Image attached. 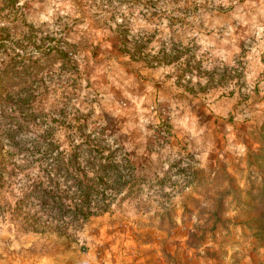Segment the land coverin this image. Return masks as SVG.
<instances>
[{"label": "rangeland", "instance_id": "374dc122", "mask_svg": "<svg viewBox=\"0 0 264 264\" xmlns=\"http://www.w3.org/2000/svg\"><path fill=\"white\" fill-rule=\"evenodd\" d=\"M0 47L14 57L15 90L32 84L37 112L105 127L136 179L131 196L73 236L54 221L30 230L7 208L0 264H264V237L234 218L230 197L225 216L236 221L200 238L229 178L245 189L257 177L264 0H0ZM19 134L33 141L35 126ZM14 194L1 204L15 207Z\"/></svg>", "mask_w": 264, "mask_h": 264}, {"label": "trees", "instance_id": "16d2710c", "mask_svg": "<svg viewBox=\"0 0 264 264\" xmlns=\"http://www.w3.org/2000/svg\"><path fill=\"white\" fill-rule=\"evenodd\" d=\"M3 50L0 47V54ZM13 58L0 56V197L4 191L13 194L17 190L19 195L14 194L15 207L0 201V213L13 208L30 230L45 233L54 221L60 227L59 235L73 236L94 217L110 212L118 200L133 194L135 166L127 150L110 140L105 127L86 131L87 115L37 112L34 91L27 89L32 84L15 90L20 82ZM34 126L35 140L22 143L19 132ZM63 131L65 143L60 138ZM257 143L249 160V166L258 169L257 177L249 178L245 189L230 184L234 179L229 178L224 191L213 197L214 209L208 212L211 225L202 231L201 239L207 231L225 228L239 217H244L239 223L254 236L264 237V125ZM4 146L18 152L4 153ZM229 197L237 210L234 218L225 216ZM166 216L169 227H175L171 213H163V221Z\"/></svg>", "mask_w": 264, "mask_h": 264}]
</instances>
